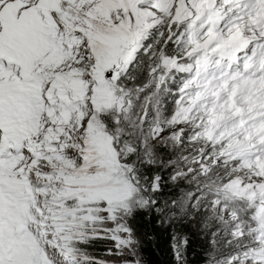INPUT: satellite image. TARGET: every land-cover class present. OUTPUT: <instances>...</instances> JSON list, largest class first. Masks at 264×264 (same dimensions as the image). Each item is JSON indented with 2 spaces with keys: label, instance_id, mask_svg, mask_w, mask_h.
I'll return each mask as SVG.
<instances>
[{
  "label": "snow or ice",
  "instance_id": "snow-or-ice-1",
  "mask_svg": "<svg viewBox=\"0 0 264 264\" xmlns=\"http://www.w3.org/2000/svg\"><path fill=\"white\" fill-rule=\"evenodd\" d=\"M221 4L0 0V264H148L140 214L172 229L174 264L198 217L205 264H264V0ZM213 56L228 71L201 84Z\"/></svg>",
  "mask_w": 264,
  "mask_h": 264
},
{
  "label": "trees",
  "instance_id": "trees-1",
  "mask_svg": "<svg viewBox=\"0 0 264 264\" xmlns=\"http://www.w3.org/2000/svg\"><path fill=\"white\" fill-rule=\"evenodd\" d=\"M171 51V49H169ZM146 59V58H145ZM132 75L137 76V83H145V77L143 74H138L132 72ZM159 83V80H154L151 84L149 91L152 93V102L154 106L163 107L165 103L169 100L174 99L171 97L168 89H174L176 86L173 85V82L169 80L166 84H162L159 89L156 85ZM129 88H134V85L129 82ZM147 95V93L142 94ZM135 96V93H133ZM170 106V105H169ZM144 108V105L141 102H136L134 100V107L130 111V116L132 119H135L137 124L139 123L137 115ZM147 133V132H145ZM169 153L176 154L175 150L170 146L168 152L159 153V155L167 160L170 158ZM171 171V169H169ZM179 187H187L186 185L180 184L176 187L171 185L165 187L163 192V197H176L179 195ZM158 218L153 215L151 219L147 217L146 214L137 215L132 220V227L136 230V235L142 241V252L144 258L147 260L148 264H173V254L171 245V235L172 229L168 228L167 225H160L157 223ZM200 218L198 217L197 221L183 226L182 231L188 233L190 238V245L188 248V264H205L208 253L211 250H208L210 245L209 235L203 232L200 228ZM215 224L209 232L215 230ZM219 243L224 241L221 236L218 238ZM96 247H99L98 244Z\"/></svg>",
  "mask_w": 264,
  "mask_h": 264
},
{
  "label": "rangeland",
  "instance_id": "rangeland-1",
  "mask_svg": "<svg viewBox=\"0 0 264 264\" xmlns=\"http://www.w3.org/2000/svg\"><path fill=\"white\" fill-rule=\"evenodd\" d=\"M158 2L161 3L162 5L167 6V5L170 4L171 0H158ZM215 4H216V6H217L218 8H222V9H223V12H227V8H223V5L221 4V0H215ZM182 11H184V9H183L182 7H181L180 9H178V12H182ZM157 31H164V29H163V27H161L160 25H157V26L154 28V30L152 31V33L147 37V40H146L147 43H152V42L155 41V40H160L161 43L163 42V37H160V36H157V35H156V32H157ZM166 34H167V33L165 32V35H166ZM241 55H242V54H241ZM216 58H217V57H215V56H213V57L211 58L212 66L208 67L207 72H205L204 68H201V70H200V76H201V79H200V81H199L201 84L204 83V80H205L206 78L210 77V76L213 75V74L217 77V79H214V80L212 81V83H213V84H217V83L220 82L221 73H222V72H227V71H228V69H227V62H225L224 64H222L219 68H216V67H215V65H214V61H215ZM234 65H237V66L235 67V69L232 70V73H234V72H236V71H238V70H242V68H243V60L241 59V61H240L239 64H236V63H235ZM252 70H253V69H250V71H252ZM232 73H229V74H232ZM130 74H132L131 70H130ZM186 76H187L186 73H179V74H177V75L175 76V83H173V85L176 86V88H177V87L180 85L182 78H184V77H186ZM129 86H130V85L128 84V87H129ZM143 110H144V108L139 112V114L137 115V117H139V115L142 114ZM261 112L264 113V110H260V113H261ZM260 113H259V112H255V113H253V117H254L255 120L259 121V120L264 119V115H261ZM149 126H150V125H149V123H147V122L144 124L143 127H144V131H145V132L148 131ZM171 147L175 150V153H176V154L179 153V149H177V148L174 147V146H171ZM193 147H197V146H193ZM186 154H187V153H186ZM181 184L186 185L187 187H190V185H187V184H185V183H181ZM213 224H215V223H213ZM199 225H200V223H199ZM215 226H216V225H215ZM209 231H210V230H209ZM208 235H210V232L208 233ZM221 238L224 239V240L227 239V237H225V236L223 235V233L221 234ZM223 243H224V241H221V244H220V245L223 246ZM97 244H98L99 247H96V250H98V251H103L104 245H103L102 243H100V242H97ZM208 250H211V245H209ZM173 264H174V261H173Z\"/></svg>",
  "mask_w": 264,
  "mask_h": 264
},
{
  "label": "bare ground",
  "instance_id": "bare-ground-1",
  "mask_svg": "<svg viewBox=\"0 0 264 264\" xmlns=\"http://www.w3.org/2000/svg\"><path fill=\"white\" fill-rule=\"evenodd\" d=\"M258 112L260 113V110ZM261 113H263V112H261Z\"/></svg>",
  "mask_w": 264,
  "mask_h": 264
}]
</instances>
